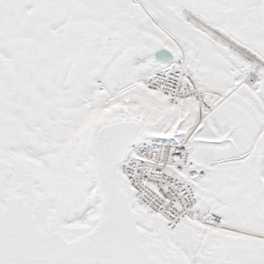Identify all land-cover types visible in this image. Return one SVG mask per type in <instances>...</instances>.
<instances>
[{"label": "snow or ice", "instance_id": "1", "mask_svg": "<svg viewBox=\"0 0 264 264\" xmlns=\"http://www.w3.org/2000/svg\"><path fill=\"white\" fill-rule=\"evenodd\" d=\"M0 264H264V0H0Z\"/></svg>", "mask_w": 264, "mask_h": 264}]
</instances>
